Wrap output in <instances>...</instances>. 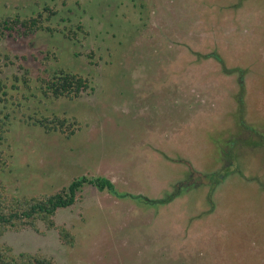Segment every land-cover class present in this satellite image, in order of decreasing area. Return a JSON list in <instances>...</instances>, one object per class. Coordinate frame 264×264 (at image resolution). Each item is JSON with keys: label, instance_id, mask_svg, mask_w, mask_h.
<instances>
[{"label": "rangeland", "instance_id": "obj_1", "mask_svg": "<svg viewBox=\"0 0 264 264\" xmlns=\"http://www.w3.org/2000/svg\"><path fill=\"white\" fill-rule=\"evenodd\" d=\"M45 7L57 15L44 25L64 34L0 40L11 114L0 181L35 196L104 177L116 193L87 185L81 203L58 212L74 247L43 225L45 235L12 232L0 243L57 264H264L261 150L242 156L245 177L259 184L230 176L212 195L214 211L207 187L162 200L192 175L223 174L230 139L264 137V0H0V19L46 20ZM224 66L248 70L242 108L239 74ZM59 69L88 77L91 88L46 98L42 79ZM53 116L74 118L76 134L31 124Z\"/></svg>", "mask_w": 264, "mask_h": 264}, {"label": "trees", "instance_id": "obj_2", "mask_svg": "<svg viewBox=\"0 0 264 264\" xmlns=\"http://www.w3.org/2000/svg\"><path fill=\"white\" fill-rule=\"evenodd\" d=\"M45 12L50 13L46 20H43L42 13L37 17L23 18L21 16H7L0 19V40L6 39L7 37H14L15 35H17L18 38H28L40 31L49 33L59 31L64 34L60 29L55 30L44 25L45 22L51 20L52 16L57 15L56 12L47 7H45ZM66 35L67 34H65V36ZM207 57L219 59L216 54ZM223 71L228 75L234 73L239 74V87L241 91L240 94L237 95V102L238 106L242 108L243 99L245 97L244 77L248 70H242L241 68L230 70L224 66ZM90 88L91 81L88 77L65 69H59L49 79L43 78L41 87L43 95L46 98H67L70 100L80 97L82 93L87 92ZM8 96L6 87L0 82V107L3 108V111H1V115L3 116L0 117V173H6L8 167V149L6 143L8 142V134L10 132L11 114L9 112L4 113V110L7 108V103L10 101ZM30 120L33 121L31 122L32 125L44 129L47 134L61 133L64 134L67 139H71L76 134V121L74 118L69 119L67 117L53 116L41 118L31 117ZM250 134L246 140H229L231 144L227 149H223L222 152L223 163L225 165L223 174L211 173L208 176L199 174L198 176L202 177H195L194 175L188 177L187 180L179 182L178 186L176 185L173 187L172 191L165 195L162 199L165 201L163 205L183 195V190L191 191L207 187L210 188L207 204H210L214 211L216 208L213 203L212 195L230 176L235 177V175H237L238 177L235 178V180H238V182L240 180L242 184L246 182L244 185L253 182L259 184L260 178L245 177V168H247V166L242 162V156L245 155V153L251 152L250 154L255 158V155L258 154V150L264 153V137H261L262 133L260 135L258 134V136L254 133ZM229 150H233L231 156ZM254 158L250 159V162H252L251 160H254ZM261 159L264 162V154H262ZM87 185L93 186L102 192L109 191L112 194L116 193L115 184L104 177L90 179L86 176H82L74 179L69 186L55 193L39 194L35 196L11 194L4 183L0 181V237H3L7 233H20L25 230H33L40 235H45V232L40 229V225H43L46 230L58 231L63 244L74 247L76 243L74 234L66 226L57 225L55 218L61 209L71 208L83 201V189ZM146 200L149 203L158 202V200L150 201L148 198ZM249 215L250 214L245 215V219L249 218ZM223 226H226V223H223ZM262 232L263 231H259L260 236ZM220 261L218 264H223V261ZM0 264H57V262L52 257L42 253L21 252L16 254L12 247L0 243Z\"/></svg>", "mask_w": 264, "mask_h": 264}, {"label": "flooded vegetation", "instance_id": "obj_3", "mask_svg": "<svg viewBox=\"0 0 264 264\" xmlns=\"http://www.w3.org/2000/svg\"><path fill=\"white\" fill-rule=\"evenodd\" d=\"M223 155V154H222ZM222 159H223V157H222Z\"/></svg>", "mask_w": 264, "mask_h": 264}]
</instances>
